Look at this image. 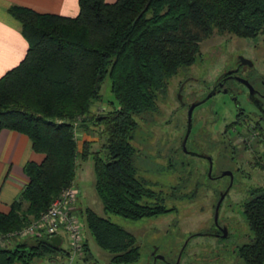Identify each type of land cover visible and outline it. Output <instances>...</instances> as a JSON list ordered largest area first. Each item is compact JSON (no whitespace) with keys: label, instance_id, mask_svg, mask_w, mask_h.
<instances>
[{"label":"trees","instance_id":"obj_1","mask_svg":"<svg viewBox=\"0 0 264 264\" xmlns=\"http://www.w3.org/2000/svg\"><path fill=\"white\" fill-rule=\"evenodd\" d=\"M78 4L79 12L72 17L19 5L8 8L21 25L27 50L0 77V131L25 134L32 149L44 157L23 165L28 180L9 210L0 211V234L38 218L74 185L77 161L89 155L94 190L105 212L138 220L173 211V206L165 205L168 199L192 198L193 192L183 190L191 176L184 158L167 162L166 170L181 171L170 192L152 189L138 174L136 148L130 142L138 126L135 117L156 110V99L166 93L168 80L196 61L201 42L213 32L243 38L264 35V0H78ZM106 76L116 104L94 112ZM87 120L100 127L101 150L90 149L95 140L78 144L76 128L88 132ZM242 206L252 235L239 245L238 257L241 264H264V187L253 188ZM82 213L85 227L111 254L112 264L139 260L140 246L132 233L89 207ZM43 238L33 235L0 246V264L67 256L61 245L54 249ZM86 240L83 260L90 258Z\"/></svg>","mask_w":264,"mask_h":264},{"label":"rangeland","instance_id":"obj_2","mask_svg":"<svg viewBox=\"0 0 264 264\" xmlns=\"http://www.w3.org/2000/svg\"><path fill=\"white\" fill-rule=\"evenodd\" d=\"M263 39L264 35L261 34L253 38H243L229 33L219 34L213 32L210 37L201 42L200 54L196 61L189 68L180 69L168 80L166 93H160L156 99V110L143 116L135 117L138 126L134 132V137L130 140L131 144L136 148L134 161L138 167V174L150 182L152 189H163L165 192H170V187L178 182L179 176L177 174L181 171L179 169H172L174 172L166 170L170 156L174 155L172 160L174 164L176 161L179 162L181 158L191 161L187 167L191 174L189 185L186 183L185 185L187 186L183 190L188 193L193 192V197L185 200H166L165 205L167 207L173 206L175 208L173 211L138 220L105 212L93 186L94 173L91 155L82 161L78 159V169L73 182L78 189L75 205L77 207L78 224L81 227L83 237L87 238L90 258L83 260L77 256L76 259H73L75 264H112L110 262L111 254L95 243L85 227L82 212L87 207L93 209L98 215L122 226L135 236L136 242L140 246V258L136 263L132 264L149 263L155 250H158V255L172 259L184 247L189 234L212 230L217 225H225L229 235L234 238L237 237L241 242L248 240L252 232L245 221L242 205L253 188L264 187V153H262L264 152V144L260 143V145L251 147L254 142H252L253 138L250 137L249 131L246 132L243 128L241 133L234 132L236 134L234 136L236 141H234L237 145V152L234 155L237 161L227 159L220 164L221 166H218L233 170L232 182L230 184V178L222 174L217 178L211 179L209 174L202 173L205 172L206 161L199 158L192 159L182 151L181 142L186 132L187 110L186 107L179 106L175 99V92L179 76L184 71H193L198 77H203L204 82L208 79L211 81V77L231 64V51L242 52L253 57L256 68L264 73ZM250 48H253L254 52ZM210 81H207V83L210 84ZM204 89L206 88L203 87V92ZM100 93L102 100L97 101L92 110L94 112H102L106 108L112 109L116 101L110 90L109 76H106L102 82ZM186 95L187 91L184 95L185 100L188 99ZM221 98L219 95L212 100H216L217 103ZM227 101L229 100L227 99ZM209 102V104L202 105V113L203 111L207 112L204 109L209 110V106L213 112L220 111L216 108V104L214 108L211 105V100ZM222 109H224V106H222ZM197 110H200V108L194 111L192 115L193 122L196 121ZM203 118L212 120L215 115H205ZM229 119L230 116L227 113L225 120L219 117L218 121L223 123ZM86 125L89 129L88 132L81 127L77 126L76 128L79 146H81L82 139L95 140L90 145V149L93 151L101 150L104 138L100 134V127L89 120L86 121ZM195 128L194 126L190 132L189 139L185 143L188 149L192 147L191 136ZM229 134L227 133L228 141ZM244 145H246V150H244ZM160 146L162 147L161 149ZM236 165L241 166L242 169H234ZM218 169H213L212 173L215 175L219 174ZM224 191H227V193L222 199L215 217L216 202ZM42 237H47V235L44 234ZM22 239L20 238L19 240ZM228 241L208 235L194 236L187 244L178 264H188L190 262L189 255H192L194 251H199L197 246L202 248V254L209 251V255L212 257L214 248L215 250L221 248ZM61 247L64 249L69 248V239L64 233L62 234ZM188 252L189 254L185 255ZM63 261H67L65 256H57L54 260L42 257L34 259L30 264H60ZM157 264L164 263L158 260Z\"/></svg>","mask_w":264,"mask_h":264},{"label":"flooded vegetation","instance_id":"obj_3","mask_svg":"<svg viewBox=\"0 0 264 264\" xmlns=\"http://www.w3.org/2000/svg\"><path fill=\"white\" fill-rule=\"evenodd\" d=\"M250 50L254 52L253 48H250ZM230 58H232L231 64L229 63V66L211 77V81L208 79L204 82L203 77H198L193 71H184L179 76L175 92V99L179 106L186 107V115L191 104H196L192 110V115L197 108H200L196 112L195 122H193L191 116L190 132L194 126L196 127L191 136L192 147L189 149L186 147V150H184L182 142L181 146L183 153L189 155L192 159L199 158L206 161L207 166L205 172L202 173L209 174L211 179L219 177L224 171L233 172L231 168H220L218 166H221L220 164L227 159L237 161L234 155L237 152L236 140L234 138L236 134L234 132L241 133L243 128L246 132L249 131L250 137L253 138L252 142H254L251 144V147L260 145V143L264 144L262 143L264 142V73L256 68L253 57L242 52L231 51ZM207 81L211 83L208 84ZM203 87L206 88L204 92ZM186 91V98L188 99L185 100L184 95ZM219 95L222 97L219 102L216 103V100H212ZM210 100L211 105L215 108L216 104V108L220 111L213 112L209 106V110L204 109L207 112L203 111L202 113V105L204 106ZM222 106H224V109H222ZM227 113L230 116L228 121H224L223 123L222 121H218L219 117L225 120ZM210 114L215 115V118L212 120H205L203 118V116ZM190 132L187 140L190 137ZM227 133H230L229 141L227 140ZM244 148L246 150V145H244ZM173 157L174 155L170 156L172 159ZM217 168H219V174L215 175L212 173V170ZM234 169L242 168L236 165ZM227 176L230 178L229 175ZM231 182L232 180H230V184ZM223 229H226V236L222 235ZM199 235H208L229 241L228 243H224L221 248L216 250L214 248L212 257L209 255V251L202 254V248L197 246L199 251H194L192 255H189L190 262L188 264H241L237 253L241 240L230 236L225 225H217L212 230L189 234L184 247L172 259L158 255V250H155L151 255L149 263L157 264L158 260H160L164 264H178L192 237ZM188 254L189 252L185 255Z\"/></svg>","mask_w":264,"mask_h":264},{"label":"crops","instance_id":"obj_4","mask_svg":"<svg viewBox=\"0 0 264 264\" xmlns=\"http://www.w3.org/2000/svg\"><path fill=\"white\" fill-rule=\"evenodd\" d=\"M105 1L110 3L115 0ZM12 5L25 6L41 13L70 17L76 16L79 12L78 0H0V77L16 66L27 50L21 25L8 12V8ZM43 157V154L32 149L30 140L25 134L11 129L0 131L1 212L9 210L11 202L19 197L28 180L23 172V165L30 160L40 162Z\"/></svg>","mask_w":264,"mask_h":264},{"label":"built area","instance_id":"obj_5","mask_svg":"<svg viewBox=\"0 0 264 264\" xmlns=\"http://www.w3.org/2000/svg\"><path fill=\"white\" fill-rule=\"evenodd\" d=\"M78 189L68 186L55 198L49 207L36 219L19 230L0 234V246H7L15 240L28 236H44L66 234L69 239L67 261L60 264H75L73 259L83 258V234L79 226L77 207L75 205Z\"/></svg>","mask_w":264,"mask_h":264},{"label":"water","instance_id":"obj_6","mask_svg":"<svg viewBox=\"0 0 264 264\" xmlns=\"http://www.w3.org/2000/svg\"><path fill=\"white\" fill-rule=\"evenodd\" d=\"M195 105L196 104H191L189 109H188V112H187V127H186V132L184 134V137L182 139V145H183V149L184 150H186L185 143H186L187 137H188L190 129H191V116H192V110H193ZM221 174L222 175H229L230 176V180H232L233 175H232L231 171H224ZM226 193H227V191L222 192L220 194V197H219L218 201L216 202L215 209H214L215 217H216V215L218 213V209H219V206L221 204V201L224 198ZM222 235L226 236V229H223ZM42 241L45 244L53 247L54 249H57V248L60 247V245L62 243V238L59 235H49V236L43 238Z\"/></svg>","mask_w":264,"mask_h":264}]
</instances>
